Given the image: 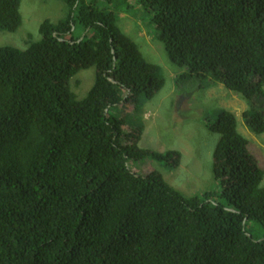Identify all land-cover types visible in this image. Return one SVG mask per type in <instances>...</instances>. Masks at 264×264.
<instances>
[{
	"label": "trees",
	"instance_id": "obj_1",
	"mask_svg": "<svg viewBox=\"0 0 264 264\" xmlns=\"http://www.w3.org/2000/svg\"><path fill=\"white\" fill-rule=\"evenodd\" d=\"M61 1L66 13L42 20L39 39L0 45V264H264V168L232 111L207 124L219 135L216 195L133 170L175 169L180 153L139 145L141 98L165 79L118 25L120 12L139 11L184 68L176 83L239 93L252 103L246 126L261 134L264 0ZM20 2L0 0V31L20 27ZM91 66L78 99L71 79Z\"/></svg>",
	"mask_w": 264,
	"mask_h": 264
},
{
	"label": "rangeland",
	"instance_id": "obj_2",
	"mask_svg": "<svg viewBox=\"0 0 264 264\" xmlns=\"http://www.w3.org/2000/svg\"><path fill=\"white\" fill-rule=\"evenodd\" d=\"M66 11L67 5L61 0H21L22 24L15 32L0 31V45L25 49L28 40L40 38L38 28L42 20L56 21ZM118 25L138 45L145 60L159 66L165 79L163 87L151 98H141L140 117L144 131L139 145L161 152L180 153V163L175 169L151 161L143 169L135 166L136 173L157 169L166 182L187 196L206 191L216 195L219 188L213 174V151L219 135L210 131L207 124L222 109L235 114L238 131L248 139L251 153L264 168V133H253L242 118V112L252 106L249 100L221 83L210 84L207 79L202 80L200 87L191 82L177 84L176 77L184 68L169 60L153 27L139 11L120 12ZM94 73L95 67L91 66L81 69L71 79L72 90L78 99L92 86ZM248 229L255 235L262 233V227L256 221H251Z\"/></svg>",
	"mask_w": 264,
	"mask_h": 264
}]
</instances>
